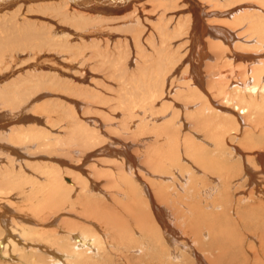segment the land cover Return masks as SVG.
<instances>
[{"label": "bare ground", "instance_id": "obj_1", "mask_svg": "<svg viewBox=\"0 0 264 264\" xmlns=\"http://www.w3.org/2000/svg\"><path fill=\"white\" fill-rule=\"evenodd\" d=\"M122 31L132 33V37L115 41L114 32ZM44 56L54 61L46 68L40 64ZM91 56L94 60L95 57L106 59L115 70L112 75H117L122 91L120 106L125 107V116L136 118L131 121L133 126H129V131H133L138 122L151 120L156 124L168 118L170 121L165 124L174 122L178 125L185 120L187 125V120L192 119V130L212 135L244 133L247 126L256 129L264 126V0H0V154L8 157L5 164L0 159V259L3 261L0 264H102L99 259H106L114 249L126 250L121 260L123 264H131L132 257L126 253L137 246V231L143 241L156 239L168 262L173 264L179 259L174 250L170 251L174 233L169 235L171 231L167 230L162 235L160 217H156V212L141 210L135 199L130 205L121 204L129 207L123 209L125 214L128 210L133 211L132 215L127 213L133 228L124 216L107 211L109 206L104 200L100 201L105 202L106 209L100 210L88 203L84 214L94 216L98 213L100 226L106 227L108 232L103 233V227L100 229L88 220L89 217L84 219L85 225L78 228L66 221L59 224L56 217L61 208L68 206L67 196L61 190H70L68 197L73 199L72 192L79 193V186L85 196L86 193L99 194L101 186L97 182H91L90 186L82 179L79 181L63 174L59 183L54 179L56 173L46 167L35 166L37 173H33L32 165L23 166V161H27L24 150L47 147L50 141L59 139L51 137L55 133L47 126V120L53 118L42 115L44 112L55 113L49 112L46 105L62 107L64 115L73 119L69 127L88 131L81 124L82 118L76 117L79 105L74 103V110H71L65 100L53 92L68 90L74 83L79 91L85 90L86 83H92L97 75L90 63ZM29 62L35 64L23 66ZM132 64L136 70L131 69ZM60 67L65 68L66 73ZM180 67L184 72L177 78ZM174 79H178L177 85ZM50 90L54 91L51 93ZM90 91L85 96L93 99L94 91ZM44 99L46 104L37 105ZM165 102H173L172 105L169 103L171 112L164 111L162 117H159L160 112L158 117H148L150 110L155 113H151L152 116L162 111ZM159 103L164 105L156 111ZM143 114L144 118L138 117ZM202 141L206 143L204 138ZM13 142H24L23 152L10 147ZM92 173L94 176L95 172ZM31 176L38 181L30 180ZM169 179L165 176L157 178L163 182ZM41 191L47 195L38 196L39 192L43 194ZM132 191H116L113 196L121 201L125 193L132 196ZM102 192L100 195L105 198L107 193ZM18 195L25 201L20 200V212H31V215L35 212L39 221L13 211L17 202L13 197ZM167 201L166 205L170 206L172 200ZM123 202L127 203L126 200ZM162 207L154 204L161 215L165 211ZM58 208L57 214L53 213L55 216H45L47 210H50L47 211L49 214ZM64 225L72 227L64 230L66 234L61 230ZM143 251L137 250L144 256ZM29 258L33 259L32 263L28 262Z\"/></svg>", "mask_w": 264, "mask_h": 264}, {"label": "rangeland", "instance_id": "obj_2", "mask_svg": "<svg viewBox=\"0 0 264 264\" xmlns=\"http://www.w3.org/2000/svg\"><path fill=\"white\" fill-rule=\"evenodd\" d=\"M123 32H114L115 41L120 42L130 38V36L132 37V33ZM87 52L90 53V50H87ZM93 52H95L94 49ZM100 58L95 57L96 60H94L91 56L90 63L97 75L92 83L89 84L90 81L86 83L85 90H83L85 93L82 90H80L82 92L79 91L76 83L69 87L72 90L60 89L63 91H59L58 89V92L57 90L55 92L50 90L54 95L56 93V97L63 98L66 106H69L71 110L74 103L79 105L77 109L79 112L76 111L77 114H73H76V117L78 116L80 119L82 118L79 120L88 131H83V129L79 131L75 126L69 127L73 123V119L64 115L62 107L46 105V109L49 112L54 111L55 115L53 113L49 115L46 112L42 115L45 118H53L52 121L47 120V126L49 130H53L52 133H55L51 137L59 139L50 141L47 147L31 148L28 151L24 150V152L22 151L25 146L22 147L24 142H13L14 144L9 145L13 149H20L26 154L27 161H23V166L32 165V168L29 166L32 171L35 170V166L46 167L48 171L52 170L56 173L54 179L59 180V183L63 177L62 174L68 175L70 178L79 181L82 179L90 186L91 182H97L101 186V192L107 193L105 198L100 195L101 192H98L99 194L86 193L87 196H85L81 191L82 187L79 186L80 192L73 191L72 195L74 197L70 199L68 197L70 190L68 192V190L63 189L64 191H61L67 196L66 200L72 201L70 203L66 201L68 206L64 209L61 208V212L59 208L51 210V215L48 214L50 210H47L45 216L51 218L59 211L60 214L56 217L58 223L60 224V221L70 222L74 228L84 226V219L89 217L88 220L101 229L103 226H100L99 214L97 213L94 216L91 213L84 214L86 213L84 210L88 203L98 206L100 210L106 209L104 208L106 202L109 206V209H106L107 211L111 212L112 215L124 216L133 228V221L127 214L132 215L133 211L128 210L126 215L123 209H129V207H123L121 204L130 205V202L135 199L141 210L156 212V217H160L158 220L159 227H163L160 228L162 235L167 230L171 231L169 235L174 233L172 234L173 238L169 237L172 238L170 240L173 244L170 251L174 250L179 259H177L178 261L175 260L173 264H264V132L261 133L264 126L260 125L257 129L254 126H249V128L247 126L243 129L244 133H228L226 136L225 133H221L223 136L220 133H214L213 136L212 133H201L195 129L193 131L191 129V125L194 123L192 119L187 120V125L184 122L185 120L178 123V125H175L174 122L166 123V125L165 122L170 121L168 118L165 122L161 121L156 124L152 123L151 120H146L147 123L142 124L138 122L133 131H129V126H133L131 121L136 118L125 116L127 111L124 112L125 107L120 106L119 103V94L122 93L119 88L120 82L117 75L115 77L112 75L115 74V70L112 69L110 62L107 64L106 59ZM107 58L109 60V57ZM52 61L44 56L40 62L41 67H48ZM100 61L106 63L103 65ZM32 63L35 64V62H29L25 65L23 63V66L33 65ZM209 63L214 64L213 62ZM132 65L131 69L134 67V64ZM17 67L19 68L20 65ZM60 69L62 68L60 67ZM62 70L66 73L65 68ZM183 72L184 69L180 67V75L177 78H181ZM177 80L174 79L176 85L178 84ZM96 83L99 88H97ZM89 85H92V87ZM88 90H91L90 92L96 90L93 92L94 98L89 97L92 99L91 102L85 96ZM46 102L44 99L37 105L41 106ZM169 103L172 105L173 102H165V105L159 103L155 110L162 109V105H164V109L158 111L154 116L150 115L151 113L155 114L154 111L150 110L148 117L152 119L158 117L159 114V117H162L164 115L161 114H164V111L171 112ZM165 107H168V110ZM138 117L144 118V114L143 116L138 115ZM183 125H186V127ZM161 126L162 128H160ZM48 129L47 131L50 133ZM192 131L194 133H191ZM195 134L197 137L194 136ZM203 138L206 143H203ZM207 142L211 145H208ZM72 144L73 146H71ZM186 144L187 146H185ZM63 145L71 148L65 149V147H62ZM197 153H200V157ZM90 154L92 156L91 160L88 159L91 157H88ZM6 156L0 154V159L4 164L8 159ZM21 170H24L23 167ZM36 170L33 173H37ZM119 170L121 174H119ZM92 172H95L94 176ZM28 174L31 175L32 173L28 171ZM155 175L157 176L155 177ZM89 176H93V181L88 180ZM159 176L170 177V179L167 182L164 181V183L162 180H157ZM31 178L30 180L36 179L38 181L33 176ZM127 189L133 190L131 192L132 196L130 194L127 196L125 193V196L121 197L124 198L121 201L113 196L114 192H125ZM41 192L43 194L39 192L37 195L40 197L47 195V192ZM18 196L13 197L17 201L15 202L17 208L14 206L13 211L18 215L23 214L39 221V218L34 214L35 212H33V215H31V212H20L21 208L19 207L24 200H21V196H19V199ZM89 197L93 200L88 199ZM110 198L114 200L113 203ZM123 200H126L127 203ZM167 200H172L169 203L170 206L166 205ZM117 202L122 203L118 204ZM154 204L163 206V209H165L164 206H167L169 208V210L168 208L165 209L167 215H165L164 210L162 215L155 210ZM94 210L96 209H91V211ZM100 212L103 214L102 211ZM18 215H15V217L18 218ZM118 218L120 219V217ZM70 226L64 225L65 228L61 229L62 233L66 234L65 231L72 229ZM101 230L103 233L108 232L106 227ZM136 233H138V235L136 234L138 244L133 248L131 247L132 249L126 253L132 257L130 259L131 264H138L139 262V264H172L168 262L167 256L163 258V254H161L162 245H158L156 239L146 240V242L143 241L139 231ZM195 233L196 235H194ZM161 237L158 238L159 241ZM143 249L145 251V254L143 251L144 256L137 252V250ZM119 250L114 249L113 253L110 251L106 259L105 257L99 259L100 263L123 264L121 258L126 250L122 249L123 252ZM136 254L137 256H135ZM32 261L33 259L29 258L28 262L32 263ZM2 262L0 259V263Z\"/></svg>", "mask_w": 264, "mask_h": 264}]
</instances>
